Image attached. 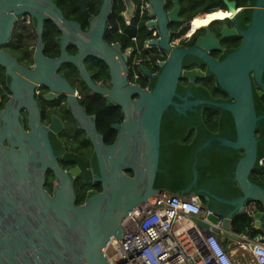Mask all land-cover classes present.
<instances>
[{
	"label": "flooded vegetation",
	"instance_id": "obj_1",
	"mask_svg": "<svg viewBox=\"0 0 264 264\" xmlns=\"http://www.w3.org/2000/svg\"><path fill=\"white\" fill-rule=\"evenodd\" d=\"M254 3L252 0H0L3 145L10 148V141L19 140L20 129L30 134L32 125L42 126L59 167L69 174L75 167L83 171V176L71 178L75 204H84L90 196L103 191L104 183L95 178L102 177V171L111 166L110 158L119 155V151L115 154L104 151L99 160L90 134L99 144L111 148L119 140L120 132L125 133V123H138L143 112L137 105L140 94L127 86L145 92L154 90L158 76L172 56L163 45L171 51L196 49L200 54L197 56L222 62L241 46L243 32L251 24ZM6 29L7 35L3 37ZM180 56L184 57L176 87L179 97L190 101H230L228 96L221 95L208 64L196 55ZM112 69L124 83L119 86L120 92L111 97ZM185 70H197L202 75L190 80L182 75ZM254 92L258 108L264 114V94H260L257 84ZM126 100L130 102L124 105ZM174 101L182 102L178 97ZM216 110L220 109L197 105L178 115L170 107L161 123L159 163L168 169L179 156L183 171L178 174V185L186 184L179 191L180 197L192 198L202 210L209 208L223 215L229 208L217 203L211 195L235 198L229 194L233 187L239 189L225 157L217 168L211 161L212 152L223 148L217 141L219 137L235 138L227 116L222 112L218 116ZM131 135L123 158L128 155L129 161L138 166L144 146L137 141L141 137L140 124ZM205 143L208 146L197 152ZM66 155L77 156L82 165L65 159ZM194 167L196 182L186 191L194 180ZM198 168L202 173H198ZM124 173L134 176L132 170ZM10 176V172L3 175L4 181H0L3 186ZM57 186L55 174L47 169L43 175L44 189L52 196ZM81 199L84 202L78 204ZM234 218L232 224L236 227ZM221 230L220 224L217 231L224 237Z\"/></svg>",
	"mask_w": 264,
	"mask_h": 264
},
{
	"label": "water",
	"instance_id": "obj_2",
	"mask_svg": "<svg viewBox=\"0 0 264 264\" xmlns=\"http://www.w3.org/2000/svg\"><path fill=\"white\" fill-rule=\"evenodd\" d=\"M7 32L6 29L3 37ZM243 37L241 46L222 62L208 56H197L200 54L196 49L171 51L163 45L172 56L158 76L154 90L145 92L126 85L132 92L140 94L137 105L140 104L143 112L138 123L126 122L125 133L120 132L119 140L111 148L99 144L90 134L99 160L104 151L113 154L119 151V155L116 159L110 158L111 166L108 171H102V177L95 178L104 183L103 191L90 196L82 205L75 204L71 177L83 176V171L75 167L69 174L59 167L42 126L32 125L30 134L20 129L19 140L10 141V148L3 145L4 135H0V181H4L5 173H11L3 182L4 186L0 182V264H112L106 249L112 239L122 238L126 217L135 208L164 192L155 188V179L159 172L162 118L170 107L178 115H184L197 105H209L231 115L235 138L219 137L217 141L221 147L242 152L233 171L240 195L235 198L211 195L229 211L222 215L216 210L207 220L220 222L224 238L239 240L232 234L239 233L232 224L233 217L246 209L248 201L259 202L264 208V187L250 179L258 158L259 140L255 132L264 119V114L256 112L254 92V84H257L260 94H264V0H255L251 24L243 32ZM183 54L196 55L208 64L230 101H190L179 97L176 87L184 57L180 55ZM112 71L114 88L109 92L111 97L120 92L119 86L124 83L121 76ZM182 75L193 80L202 74L197 70H185ZM174 97L182 102L174 101ZM129 102L126 100L124 105ZM139 124L141 137L137 141L144 146L138 158L139 164L135 166L128 155L124 159L123 154L132 137L131 132L136 131ZM208 144L200 146L197 152L203 151ZM14 145L20 149L15 150ZM65 159H73L82 165L77 156L66 155ZM47 169L53 171L58 182L52 196L43 187V175ZM125 170H132L134 176L126 175ZM193 175L194 180L186 191L195 185V167ZM262 216L261 211H253L254 227L263 230L264 235ZM197 223L208 226L204 220ZM263 235H260L259 242L264 244Z\"/></svg>",
	"mask_w": 264,
	"mask_h": 264
},
{
	"label": "built area",
	"instance_id": "obj_3",
	"mask_svg": "<svg viewBox=\"0 0 264 264\" xmlns=\"http://www.w3.org/2000/svg\"><path fill=\"white\" fill-rule=\"evenodd\" d=\"M212 214L192 198L161 192L126 217L122 238L111 240L106 252L111 248L112 255L107 256L112 264H241L235 255L264 264L261 236L253 238L246 230L232 233L239 240L225 239L217 231L220 222L207 220Z\"/></svg>",
	"mask_w": 264,
	"mask_h": 264
},
{
	"label": "trees",
	"instance_id": "obj_4",
	"mask_svg": "<svg viewBox=\"0 0 264 264\" xmlns=\"http://www.w3.org/2000/svg\"><path fill=\"white\" fill-rule=\"evenodd\" d=\"M252 1H253V3L255 2V0H252ZM221 93H222L221 95H224V97L227 98V94L225 92L221 91ZM255 107H256L257 114L261 115L262 112L258 108V96L256 94H255ZM216 111H217L216 113L218 114V116H219L220 112L224 113L227 116V119H226L227 123H228V125L231 126V129H232V131L234 133V137H235L234 122H233L231 115L228 114L227 112H223L221 110H216ZM211 112H214V111L211 110ZM218 116L216 117V119L218 118ZM222 120H223V118H221V121ZM222 124H223V121H222ZM176 134L179 135V133H176ZM255 136L259 140L258 158H257L256 166L250 175V179L253 182H255L256 184L264 187V165L263 166L259 165V160L261 158H264V119L260 121L259 126L256 129ZM191 151L193 152V150H191ZM191 151H190V153H191ZM212 153H214V155H212L210 157L212 158V160H211L212 163L214 164V162H215V164H216L215 168L220 166L219 162L221 161V163H222V160H223L222 157L224 156L226 163L229 164V167L231 168L232 171H234V167H235L236 162L242 156L241 151H235V150L227 149L224 147L223 148H217ZM180 164H181V161H180L179 156L177 157L176 164L172 165L168 169H166L165 167H163L159 163V172L156 175L155 188H157L159 190H163L166 193H169L172 195L180 196L179 191L186 186L185 183H180L178 185V178H179L178 174L183 171ZM198 173L199 174L202 173V171L199 168H198ZM235 185H236V183H235ZM236 187H237V185H236ZM232 189H233V192L230 193L229 195H234V196L240 195V192H239V190H237V188L234 189V187H233ZM48 191L49 192L52 191L51 187L48 188ZM83 202H84V200L81 199L77 203L80 204ZM256 210L261 211V212L264 211L262 204L259 202L248 201L247 205H246V209L242 213L236 215L234 218L236 228H238L240 232H245L246 230H248L249 235L253 238L260 236V235H263V230L256 229L254 227L253 211H256Z\"/></svg>",
	"mask_w": 264,
	"mask_h": 264
},
{
	"label": "crops",
	"instance_id": "obj_5",
	"mask_svg": "<svg viewBox=\"0 0 264 264\" xmlns=\"http://www.w3.org/2000/svg\"><path fill=\"white\" fill-rule=\"evenodd\" d=\"M226 246H228V245H226ZM241 256H239V258H237V255H235V259L238 261V262H240L241 264L243 263V264H250V259L248 258V257H244V258H242V260L244 259V261H240L241 260Z\"/></svg>",
	"mask_w": 264,
	"mask_h": 264
},
{
	"label": "rangeland",
	"instance_id": "obj_6",
	"mask_svg": "<svg viewBox=\"0 0 264 264\" xmlns=\"http://www.w3.org/2000/svg\"><path fill=\"white\" fill-rule=\"evenodd\" d=\"M106 254L109 255V256H111V255H112V249L109 248V249L107 250ZM237 258H239V255H237ZM242 261H244V259H243Z\"/></svg>",
	"mask_w": 264,
	"mask_h": 264
}]
</instances>
